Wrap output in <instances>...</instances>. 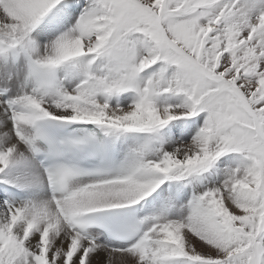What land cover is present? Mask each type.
Wrapping results in <instances>:
<instances>
[{
  "label": "snow or ice",
  "instance_id": "obj_1",
  "mask_svg": "<svg viewBox=\"0 0 264 264\" xmlns=\"http://www.w3.org/2000/svg\"><path fill=\"white\" fill-rule=\"evenodd\" d=\"M0 264H264V0H0Z\"/></svg>",
  "mask_w": 264,
  "mask_h": 264
}]
</instances>
